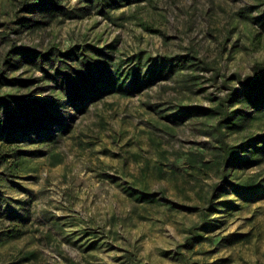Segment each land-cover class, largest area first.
Returning a JSON list of instances; mask_svg holds the SVG:
<instances>
[{
	"label": "rangeland",
	"instance_id": "rangeland-1",
	"mask_svg": "<svg viewBox=\"0 0 264 264\" xmlns=\"http://www.w3.org/2000/svg\"><path fill=\"white\" fill-rule=\"evenodd\" d=\"M55 1L0 0V264H264V0Z\"/></svg>",
	"mask_w": 264,
	"mask_h": 264
},
{
	"label": "trees",
	"instance_id": "trees-1",
	"mask_svg": "<svg viewBox=\"0 0 264 264\" xmlns=\"http://www.w3.org/2000/svg\"><path fill=\"white\" fill-rule=\"evenodd\" d=\"M36 4L39 5V11L41 13H46L48 15H52L54 13H63L65 11V8L59 4L57 1L55 0H34ZM29 11V9L27 10ZM21 25H26L27 24V19L26 18H22L20 21ZM93 80H94V76H93ZM104 84L100 83L98 85V87H103ZM244 94H243V99H246V102L252 106H255L259 103L264 104V74L261 76H257L256 78H254V80L249 81L247 84L244 85ZM74 90H70L69 93H73ZM68 94V92H66ZM253 95V96H252ZM7 97V96H6ZM12 101H17L19 100V98H17L16 96H10L9 97ZM0 102H2V104H0V108L5 109L6 108V104L9 103L8 100H6L4 97L0 98ZM191 112H200L201 108L199 107H189L188 109ZM233 113H239L238 110L233 111ZM27 122H31L32 119L30 118V114H27ZM0 124H1V120H0ZM234 125L233 120L231 119V115H224L223 118H221V120L218 123V129H222V128H226L229 129ZM223 147L229 149L230 151L227 153L225 152L224 154L226 155H232L234 153H238L239 149L243 148V144H239L238 146H227V145H223ZM238 149V150H237ZM239 185L242 189H249L251 184H247L246 180H242L240 182ZM236 189H238L239 187L235 186ZM201 218L204 219V216L201 215ZM202 230H204V227L201 228ZM194 234V233H193ZM195 237V242H200L204 239L203 236L199 235V234H194ZM190 239L192 238H187L188 241H190Z\"/></svg>",
	"mask_w": 264,
	"mask_h": 264
}]
</instances>
